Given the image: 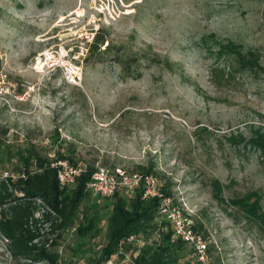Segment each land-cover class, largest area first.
I'll return each mask as SVG.
<instances>
[{"label": "rangeland", "instance_id": "rangeland-1", "mask_svg": "<svg viewBox=\"0 0 264 264\" xmlns=\"http://www.w3.org/2000/svg\"><path fill=\"white\" fill-rule=\"evenodd\" d=\"M262 1L0 0L5 141L13 153L34 143L99 169L154 162L211 246L210 263L264 264L261 224L211 189L218 178L227 200L258 191L264 210V156L229 139L264 125V69L236 72L211 36L255 49L264 67ZM101 29V49H111L87 58ZM102 228L84 244L71 231L46 237L56 236L63 262L87 264L105 243ZM4 250L0 240V264H22Z\"/></svg>", "mask_w": 264, "mask_h": 264}, {"label": "trees", "instance_id": "trees-1", "mask_svg": "<svg viewBox=\"0 0 264 264\" xmlns=\"http://www.w3.org/2000/svg\"><path fill=\"white\" fill-rule=\"evenodd\" d=\"M262 2L264 4V0ZM103 32L101 29L94 35L87 50V58L111 49L110 43L105 49H101L108 40ZM211 36L219 48L217 54L232 58L238 64L233 63L236 72L241 69L252 72L264 69L259 61L261 55L255 49L246 48L233 40L226 42L218 39L216 34ZM251 132L250 137L241 134L239 138L232 135L229 139L234 143L244 142V145L251 146L264 156V125L253 127ZM7 133V128L0 127V166L2 170H11L14 176L0 180V231L9 240L6 252L15 262L74 264L71 261L63 262L57 249L60 244L56 236L60 238L62 231H71L84 244L85 239L101 234L102 224L106 222L105 243L99 247L96 257L86 261L87 264H106L114 255L120 258L116 264H202L195 247L181 238L173 239L170 221L159 214V200L156 197L144 199L143 187L136 188L133 193L120 189L110 197L94 194L88 186L91 176L97 170L93 163L85 166V172L75 179L74 185L62 187L57 181L56 168L50 164L52 160L47 154L50 152L43 153L36 144L30 143L13 153L11 145L4 139ZM57 138L58 136L54 137L55 142L58 141ZM55 153L58 157L69 160L72 165L80 164L73 154L62 153L59 149ZM136 170L155 176L163 174L157 170L154 162L139 164ZM211 185L218 203L238 207L243 214L260 223L264 230L261 193L251 191L244 197L227 200L223 195L224 185L218 178L213 179ZM170 187L167 183L161 190L172 195ZM92 196L91 212L81 214L80 205ZM37 198H41L45 204L42 218L36 217ZM103 210L101 214L100 211ZM41 220L42 224L48 225V234H58L46 237L48 234L42 233V225H39ZM195 228L203 234V224L197 223ZM132 235L140 236L144 242L129 243L128 238ZM74 251H80L78 246ZM208 252L211 253V246L208 247ZM210 264L221 262L218 260Z\"/></svg>", "mask_w": 264, "mask_h": 264}, {"label": "built area", "instance_id": "built-area-1", "mask_svg": "<svg viewBox=\"0 0 264 264\" xmlns=\"http://www.w3.org/2000/svg\"><path fill=\"white\" fill-rule=\"evenodd\" d=\"M49 158L52 160L51 166L56 168L57 181H59L62 187L68 185H74L75 179L85 172V166L78 164L72 165L70 161L58 157L53 153H47ZM14 176L13 172L9 169H0V180ZM89 189L94 194H99L101 197H110L120 189L127 190L128 193L138 187L144 189V199L156 197L159 202V214L162 218L167 219L171 223L173 239L181 238L187 244L195 247L198 259L201 260L202 264H210L208 246L204 238L197 232L194 231V221L190 217L189 213L186 214L185 208L177 202L174 195L166 194L161 190V183L159 177H156L152 173L142 174L139 171H131L130 173L123 168H110L101 167L93 173L89 181ZM38 204V211L36 217H43L42 213L45 211V204L41 198L36 199ZM0 240L6 252L9 240L4 237L0 231ZM129 243L142 244L143 238L137 235H132L128 238ZM117 256L114 255L110 260H107L106 264H116Z\"/></svg>", "mask_w": 264, "mask_h": 264}]
</instances>
